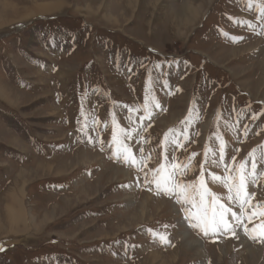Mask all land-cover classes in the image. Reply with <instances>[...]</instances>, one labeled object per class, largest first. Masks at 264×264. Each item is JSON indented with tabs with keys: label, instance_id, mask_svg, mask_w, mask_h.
I'll return each instance as SVG.
<instances>
[{
	"label": "rangeland",
	"instance_id": "1",
	"mask_svg": "<svg viewBox=\"0 0 264 264\" xmlns=\"http://www.w3.org/2000/svg\"><path fill=\"white\" fill-rule=\"evenodd\" d=\"M49 1L57 0H0V22L21 20ZM60 1L65 7L50 15L0 24V264H264V238L251 239L242 227L235 236H204L139 171L197 153L193 163L204 167L184 182L202 172L238 211L211 180L224 168L206 163L204 150L215 151L209 161L218 159L219 134L232 174L247 161V175L248 154L256 149L258 156L264 145V13L257 0ZM192 10L198 15L190 21ZM146 95L159 104L150 103V116ZM113 115L126 131L135 129L125 143L137 160L141 148L149 160L134 166L116 158ZM165 133L183 146L165 143ZM248 191L253 204L264 203V176ZM19 201L28 218L13 231ZM188 232L197 250L185 245ZM130 235L140 247L115 258L107 244ZM155 252L159 260L151 259Z\"/></svg>",
	"mask_w": 264,
	"mask_h": 264
},
{
	"label": "snow or ice",
	"instance_id": "2",
	"mask_svg": "<svg viewBox=\"0 0 264 264\" xmlns=\"http://www.w3.org/2000/svg\"><path fill=\"white\" fill-rule=\"evenodd\" d=\"M257 4L260 11L264 13V0H257ZM249 7H251V2ZM242 38L234 37L233 39ZM150 103H155L159 107L154 97L146 95L142 107L145 114L149 116ZM256 118L258 117H253V119ZM128 119L131 120V115H129ZM111 123L113 126L111 146L116 150L114 155L117 159H122L126 164L131 162L132 165L136 166L151 158L150 155L146 157L144 150L141 148L140 159L137 160L132 148L125 143V139L132 138L131 131H135V129L126 131L125 128L117 123L114 115ZM173 131L174 129L169 130V132ZM216 139L220 141L218 159L209 161L210 152L215 156V151L206 147L204 150L205 162H210L215 167L224 168L225 175H212L211 180L222 185L227 190V200L235 201L238 205V211H233L229 205L222 202V198L217 193L209 188L202 172L199 175V179L194 178L191 183L184 182L182 177L186 176L193 168L204 167V164L197 166L193 163V157L197 153L189 154L186 157V163L175 162L176 157L172 156V162L168 165L160 164L158 160L159 167L151 168L148 172H144V169L140 168L139 171L144 176V183L154 185L157 195L174 198L175 202L180 205V210L183 211L184 218L188 221L189 226L193 229H198L204 236H209L210 234L216 236L223 233H230L235 236L236 229L242 227L245 234L251 239L264 238V203L257 202L253 204L252 194L248 191L250 183L255 184L258 182V176H264V173L258 172L259 161H264V145L259 146L261 151L258 156L256 149H253L248 154L251 158V172H248L247 175L245 174L247 164V161H245L241 162L235 169V174H232L229 165L225 163L226 142L219 134H217ZM164 141L165 143L171 142L175 147L183 146L176 138L169 141V133L164 134ZM165 159H168V157L165 156ZM149 190L152 189L149 188ZM250 209L251 211H249ZM245 219L248 223H244ZM254 219H259V223H254ZM249 223L253 224L251 229L248 227ZM149 231L152 232L151 229ZM152 234L158 236L161 242L169 243L167 234L154 232Z\"/></svg>",
	"mask_w": 264,
	"mask_h": 264
},
{
	"label": "bare ground",
	"instance_id": "3",
	"mask_svg": "<svg viewBox=\"0 0 264 264\" xmlns=\"http://www.w3.org/2000/svg\"><path fill=\"white\" fill-rule=\"evenodd\" d=\"M63 7H65V4L63 3V2H61L60 0H57L56 2H52V1H49V2H47V3H45V5H43V6H40V7H38V8H36V10L38 11V12H36V10H33L34 12H27V15H25V16H23L24 18L23 19H21V20H17V21H11V22H6V21H4V22H2V23H8L9 25H11V24H16L17 22H21V21H24V20H27V19H30V18H34L35 16H40V15H50L51 13H54L55 11H59L60 9H62ZM187 10V7H186V5H183V7H182V10ZM188 12H189V10H188ZM154 13V12H153ZM198 15V13L196 12V11H194V10H192V12H190L189 13V15H190V18H191V20L190 21H192L197 15ZM196 19V18H195ZM263 19V18H262ZM199 21V20H198ZM1 22H0V24H1ZM195 22V21H194ZM2 29V28H1ZM185 64V63H184ZM263 67V66H262ZM12 94V93H11ZM0 95H1V91H0ZM6 97V99H10L8 96H5ZM11 100V99H10ZM11 102H12V100H11ZM252 150V149H251ZM149 198L151 197L150 195H147ZM143 203V202H142ZM19 204H20V209H15V208H12L11 209V213H13V225H12V229L11 230H13V231H16V228H17V225L19 224V223H22L23 221L22 220H25L26 221V219L28 218V215L25 213L26 212V210H25V212H23L22 210H21V202L19 201ZM26 206V205H25ZM147 206V205H146ZM145 206V207H146ZM144 207V208H145ZM26 208V207H25ZM145 215V214H144ZM29 222V221H28ZM189 229V228H188ZM189 236H190V233L188 232V233H186L185 234V239H184V243H185V245L190 249H196L197 250V245H198V242H196V241H194V240H192L191 238H189ZM190 239V240H189ZM202 248V247H201ZM184 249V248H183ZM200 250V249H199ZM173 257H175V256H173ZM154 258H156L157 260H159V258H160V254H158L157 252H155L154 253V255H152L151 256V259H154ZM165 262H163V264H164Z\"/></svg>",
	"mask_w": 264,
	"mask_h": 264
},
{
	"label": "trees",
	"instance_id": "4",
	"mask_svg": "<svg viewBox=\"0 0 264 264\" xmlns=\"http://www.w3.org/2000/svg\"><path fill=\"white\" fill-rule=\"evenodd\" d=\"M133 235H130L128 237H126L127 239H132Z\"/></svg>",
	"mask_w": 264,
	"mask_h": 264
}]
</instances>
